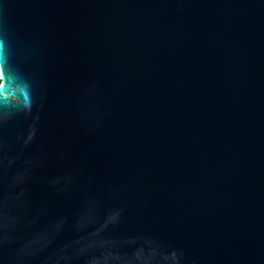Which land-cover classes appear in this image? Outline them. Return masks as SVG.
I'll return each mask as SVG.
<instances>
[{
  "label": "water",
  "instance_id": "obj_1",
  "mask_svg": "<svg viewBox=\"0 0 264 264\" xmlns=\"http://www.w3.org/2000/svg\"><path fill=\"white\" fill-rule=\"evenodd\" d=\"M0 264H264V0H0Z\"/></svg>",
  "mask_w": 264,
  "mask_h": 264
},
{
  "label": "trees",
  "instance_id": "obj_2",
  "mask_svg": "<svg viewBox=\"0 0 264 264\" xmlns=\"http://www.w3.org/2000/svg\"><path fill=\"white\" fill-rule=\"evenodd\" d=\"M1 81H2V80H1V78H0V84H1Z\"/></svg>",
  "mask_w": 264,
  "mask_h": 264
}]
</instances>
